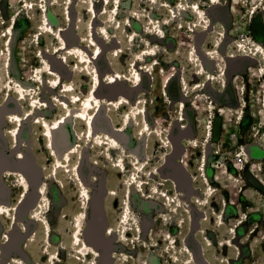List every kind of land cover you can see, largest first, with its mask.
<instances>
[{"label": "rangeland", "instance_id": "rangeland-1", "mask_svg": "<svg viewBox=\"0 0 264 264\" xmlns=\"http://www.w3.org/2000/svg\"><path fill=\"white\" fill-rule=\"evenodd\" d=\"M122 1L0 0V103L10 90L9 88L6 89L8 84L6 81H9L10 72L12 77L23 85H32L30 88L32 94L38 95L40 93L44 86L34 82L37 80V72L42 68L45 70L48 59H52L49 51L55 52V45L58 41L68 42L70 46H75L76 43H79L81 35H84L82 44H87L88 49L92 46L93 50L97 49L104 54L98 63L103 74L111 71L113 67L122 66V68H126L131 56L126 54V37L129 34L125 30L127 27H131L134 17L138 19L145 17L140 15L149 17L157 5L158 17L163 15L158 20V24L160 27L164 23L170 25L165 28L167 39L156 41L149 53L155 55L156 52L162 51L164 54L159 55V58L165 60V64H159V70L162 73L163 68L168 72L175 69L177 72L176 80L167 88V85L163 86L164 74L166 73L164 72L162 75L156 71L153 75H146L145 82L139 89L135 88L132 91L128 89L127 91L125 86L129 87L130 85L129 82H126L124 87L120 86L114 89L108 87L105 93L108 94H106L108 97L114 95L113 98H117L121 93H126L132 102L137 101L140 96L146 97L150 122L153 126L159 125L161 130L157 131L156 126L154 127L156 136L151 139L150 144H146L147 147L142 141V137L139 136L138 144L145 152L143 155L140 150V154L142 157L149 154L146 159L148 161L146 171L148 173L152 170L157 171L163 179L165 173L161 172V168L163 162L171 155L169 148L171 144L170 131L178 123L183 126L191 117L195 127L194 131L202 140L204 133L202 131L197 134V126L199 124L203 126L213 120L217 130L215 129V135L210 142V151L213 155L210 167L218 170L217 188L219 189L214 192V187L209 183V177L206 173V164L203 163L200 168L201 179L203 182L207 180L208 185L203 196L193 194L194 192L191 190L187 192L183 204L186 210H184L185 221L188 218L194 220V216L196 218L199 216L198 212L193 216V209L203 211L202 219L207 220L203 222L200 227L201 232L199 229L198 233L205 231L206 233H202V237L198 236L201 239L199 245L202 249L201 245L204 244V252L212 264H264V38H262V35L264 36V0H125L122 7L117 9ZM96 2L98 7L102 8L94 10ZM108 5L114 8L112 10L106 9ZM71 6L72 17L69 15ZM48 8L50 15L51 13L54 15L52 18L47 12ZM174 9H176V13ZM185 9L190 10L183 19L182 14ZM121 10L124 16L115 19L117 12ZM209 14H211L214 22L212 27H210L211 23H208L209 18L207 16ZM95 16H99L100 22L103 23L102 27L97 25L96 31L101 28L99 31H102V35L108 40L115 36L118 45H120L118 49H112L111 46H103L101 49L100 46L96 47L91 42V27ZM174 18H179V20L172 23L171 20ZM48 19L52 20L50 26L47 23ZM149 22L152 21L149 20ZM139 23L138 32L132 31V27L130 28L132 32L128 39L131 45H133L134 37H140V41H143L147 40L148 32H159L154 25L146 26L141 19L138 21ZM69 27L70 35L65 33ZM110 27H112L111 33L106 35L103 30ZM118 28L119 31L116 30ZM41 36L42 38L39 40ZM226 37L227 40L223 43ZM134 44L139 50L140 42ZM146 44H149L148 40L145 42ZM220 47L227 56L231 54V58L225 59L221 56L217 52ZM43 52L49 53L46 56ZM201 52L215 59V62L206 60L205 63L207 70L216 75L210 77L209 74L204 73V66L198 58ZM119 53L124 56L116 59ZM82 55L84 61L87 62L80 69V72L77 70V73L89 72L90 77L81 79L74 74L69 77L67 73V69L72 68L80 53L71 54V62L62 64L64 72L62 71L60 75L65 82L70 83L74 80L73 85L81 81L86 86L89 84L88 86L97 88L100 84L98 76L96 75L95 78L94 73V68L97 67L90 64L91 62L85 54ZM94 59L97 62L99 58L95 57ZM77 60L82 62L81 59ZM135 61H140L137 56ZM234 61L235 63L232 64ZM138 64L140 67L145 66L144 69L148 68L147 63ZM223 64H225V68H222L224 67ZM43 74H45L46 81L49 80L50 75L55 76V74L48 72ZM130 74L131 78L135 75L134 72ZM184 76H186L187 84ZM61 77L56 79V83H59ZM213 81L215 82L214 85ZM141 82L142 79L138 78L137 83ZM183 83L185 84L184 88L187 89L184 94L181 88ZM165 88L167 89L165 90ZM183 95H188L186 105L183 109L178 110V101ZM169 97L171 100L168 99ZM52 102L55 103L53 98ZM125 105L126 108L130 107L129 104ZM105 107L98 116L99 120H104L110 111ZM114 119L119 120L117 115L114 116ZM10 124L11 127H4V129L8 128L7 133L15 130L14 123L10 122ZM59 125L61 126V124ZM77 128L84 130V125L78 123ZM130 129L136 133L138 126L132 125ZM187 134H191V128ZM207 134H212L211 125L205 129V136H208ZM180 135L182 136V134ZM196 135L192 134L191 139L188 136L184 137V143H188L189 148L193 149L192 152L188 153L194 173H197L201 150L196 148L199 145V138ZM31 136L33 138V135ZM4 145V142L0 140V150L3 149ZM31 145L35 149L39 146L38 142ZM256 145H260L261 148ZM165 148H167V153ZM23 150H20L21 154H23ZM189 156L187 155V158ZM243 157L246 158V161L244 159L242 163L240 158ZM204 161L206 162V159ZM4 164L5 159L3 153L0 152V172L3 170ZM111 166L117 170L114 163L111 162ZM226 168H229V175L225 171ZM187 170L189 169L187 168ZM156 177L153 176L149 181L159 187L164 180L156 181ZM191 178L195 181L198 179L196 175L195 178L191 175ZM165 179H167L165 182L169 180L167 174ZM117 182L121 184V181ZM160 193L167 194L165 189H160ZM222 194L226 197H220ZM227 202L228 208L225 209ZM201 203L206 205L200 206ZM213 205L217 209L213 208L214 214L211 207ZM175 209L179 212L180 208L167 206L164 211H160L159 218L168 225L172 220V211ZM142 213L143 211H140L139 214L142 215ZM133 214L136 216V222L141 223L134 211ZM216 223L221 226H216ZM188 224L187 234L193 235L192 223L189 221ZM2 225L3 219L0 216L1 248L4 237L1 235ZM157 231L167 241L169 250L171 247L180 253L181 247L167 227H160ZM186 245L189 259L198 261L188 242ZM162 249L166 250L162 247L160 248L161 252ZM162 253L165 254V252ZM177 256L176 254L175 257ZM201 256L205 260V257ZM190 260H187L188 264H190ZM205 261L206 264H209L207 259ZM199 262L203 264L200 260ZM0 264H3V253ZM167 264L174 263L170 260Z\"/></svg>", "mask_w": 264, "mask_h": 264}, {"label": "flooded vegetation", "instance_id": "flooded-vegetation-1", "mask_svg": "<svg viewBox=\"0 0 264 264\" xmlns=\"http://www.w3.org/2000/svg\"><path fill=\"white\" fill-rule=\"evenodd\" d=\"M262 38H264L263 35ZM38 95L47 102V106L44 107L45 109L38 113L53 121L61 112L57 104L52 102V91L44 87ZM19 99L20 98L16 94L7 92V96L0 103V140L2 139L1 141L5 144L3 149L0 150L5 159L3 170L0 172V202L9 209L5 213L2 225V235L4 232H7L8 235L2 243L3 264H15L13 262L15 257L22 258L27 264H52L48 256V250L56 252V257H58L56 259V264H83L79 259L74 260L69 250L72 218L75 213L80 211L82 205L81 199L76 191V182L69 171L54 172L53 175H51L52 172H50V170L53 165V159L49 157V150L45 146L46 138L39 127L33 130L31 124L33 122V117L26 118L24 116V112L29 106L25 100L20 101ZM8 113H17L21 118L25 117L22 119L21 126L23 135L22 138L20 134L18 135V141H28L29 145H34L36 142L39 144L38 148L35 149V153L25 148L23 150L24 155L19 161L16 160L17 151L21 150L23 146L16 144V138L14 139V137H8L6 135V130H8V128L4 129V127H11V124L7 120ZM99 114L100 112L97 115L99 116ZM97 115L93 124L99 131L111 132V124L121 123L120 119H114V116H119L118 114H112L111 112L110 115L112 116V120L107 117V115L110 116L109 113L106 114V120H99ZM133 122L134 121H132V123ZM78 123L83 124L81 121L75 122L73 119H68L63 122L56 131L55 141L57 142L56 145L58 150L64 151L77 141L72 135L74 130L76 132L85 131L77 128ZM208 125L212 126V134H207L208 136H205V129ZM197 127V134H200L202 131L204 133L202 140H200L201 138L196 135L194 131L195 127L192 124L191 117L186 124L182 126V124L178 123V125L170 131L171 144L169 148L171 149V157L163 162V167L161 168V172L167 174L169 180L161 182L162 185L159 187L160 189H165L167 193L174 196V199H186L187 192L191 190V179L188 177V174L198 177L195 181L198 191L193 194L204 195L208 181L205 180V182H203L201 179L200 168L203 163L206 164V173L209 177V183L214 187V192L219 189L217 188L219 179L218 170L210 167V162L213 157L210 151V142L217 128L214 126L213 120L207 122L203 126L199 124ZM190 128L191 134H187ZM181 129L185 131L183 136L180 135ZM192 134H195L199 138V145L196 148L201 149L197 173L192 171L190 154L188 153L192 152L193 149L191 150L189 148L188 143H184V137H189ZM31 135H33V138ZM123 137L124 138L121 137L123 140H120L124 142L127 150H137L139 148V141H137L136 133H133L131 129L127 130ZM87 142L82 145L79 153L72 155L71 162H76L79 171L81 170L80 174L82 179L90 189L91 198L88 201V207L85 211L86 223L83 237L86 242L93 244L99 249V264H145L146 262H148V264H167L170 260H172L174 264H186L187 261H185L184 258L189 257L186 245L187 242L190 249L195 252L196 259L198 260H192L190 264H200L199 257L201 258L203 251L200 253L198 252L199 242L201 241L198 236L202 237V233H206V231L198 233L201 227L200 222L203 217V211L194 210V213L198 212L199 214L197 218L194 216V220L198 223L197 228L192 218H188V220L186 219L185 221V213L182 208L179 209V212H177L176 209L172 211V220L166 225L159 218L160 211L165 210L163 199L147 197L150 195L149 186L145 188L147 195L133 191L130 196L131 207L141 221L142 231L136 232V236L133 230L129 231L128 237L132 239L131 243L118 241L116 233L112 235L107 233L110 225L117 229V231L121 228V223H119L118 218L124 206L125 188L117 181H121L123 175L111 166L110 156L106 155L107 151H105L104 147H98L95 146L94 143ZM256 146L261 148L259 147L260 145ZM165 151L167 153V148H165ZM98 152H100L101 155H98ZM111 153L113 154L112 157L117 155L116 151H112ZM187 155L189 156L188 158ZM205 159L206 162L204 161ZM244 159L246 161V158L243 157L242 162ZM17 162L20 164L15 165ZM187 168L189 169L188 171ZM18 169L25 174L29 185L25 186L21 183L19 175L17 176L15 173ZM225 171L227 175H229V168H226ZM160 178L159 174L155 180L159 181ZM86 181H88V183ZM20 183L22 186H20ZM43 183L47 186V195L50 200L48 207L43 209L50 223L51 229L49 231L45 230L43 223L34 217L36 210L39 209L38 211L41 212L42 209L39 208L41 206L39 202V188ZM226 187L228 190V185ZM109 188H116L117 194L114 196L109 195ZM217 194L218 193H216V195ZM223 196L225 195L222 194L220 197ZM98 199L100 204L102 203L100 210L96 207ZM211 207L212 213L214 214L213 208H215V206L213 205ZM227 208L228 202L225 209ZM140 211H143L142 215L139 214ZM181 216H183V218H181ZM189 221L192 223L193 235L187 234L186 229L189 226ZM160 227H167L176 237L177 244L181 247L179 259L173 258V254L169 252L167 241L158 234L157 230ZM133 237L137 238L136 240L138 241L136 243L133 242ZM48 238L50 239V243H48ZM162 247L166 249L164 255L160 252V248ZM123 253H126L129 258L123 263H120L118 259ZM145 258L146 261H144Z\"/></svg>", "mask_w": 264, "mask_h": 264}, {"label": "bare ground", "instance_id": "bare-ground-1", "mask_svg": "<svg viewBox=\"0 0 264 264\" xmlns=\"http://www.w3.org/2000/svg\"><path fill=\"white\" fill-rule=\"evenodd\" d=\"M124 1L125 0H123L121 2V4L118 6L117 9H120L122 7V3ZM101 2H102V0H101ZM98 8H102V7H98V3L96 2L94 5V10H98ZM113 8L114 7L109 6V5L106 7V9H109V10H112ZM189 10L190 9H185V11L182 14L183 19L189 13ZM47 12L49 13V16H51V18H52V16H54V15H52V13L50 15L49 8L47 9ZM122 12H123L122 10L117 12L115 19H119L121 16H124V14H122ZM174 12L176 13V9H174ZM69 15H71V17H72V6L69 9ZM140 16H145L143 18L141 17L140 19L144 21L146 26L147 25H149V26L154 25L155 29L157 28L159 32H155V31L148 32V36H146L147 40L149 41L148 45L147 44L145 45V42L147 40L140 41V39H141L140 37H134V39L132 40L133 45H131L129 43L128 37L130 36L132 31L138 32V29H140V23L138 24V21L140 19H138L137 17L133 18L132 24H131V27L133 30L132 31L130 30L131 27H127L125 30L129 34V36L126 37L127 38V40H126L127 41V43H126V47H127L126 48V51H127L126 54L128 56H131V58L129 60V64L127 65L126 68H122V66L113 67L112 70L110 69L111 71L103 74L100 67L98 66V63L101 60L102 55H104V54L100 53L99 50H97V49L93 50L92 46L90 47V49H88L87 48L88 46H86L87 44L86 45L82 44V42H83L82 38L84 37V35H81L79 43H76L77 45H75V46H70L68 44V42L62 43L61 41H58V43L55 45V49H54L55 52L53 50L49 51L50 53L49 52H47V53L43 52V54H45L46 56L49 53L51 55L52 59L51 60L48 59V63L45 66L46 67L45 70H43L44 68H42L39 72H37L36 77H37L38 81L35 80L34 82L36 84L43 85L45 88H49L52 91L53 101L57 104V106L59 107V111L61 112L60 115H58V117L55 118L53 121L49 120L47 117L42 116L41 114L38 113V112L43 111L45 109L44 107L47 106V102H46V100L40 98L39 95H35V94H32L30 92L32 90V89H30L32 87V85H23L18 80H16L15 78L12 77L11 72H10V75L8 76L9 81H6V83L8 82L6 89L9 88L10 89L9 92L16 94L20 98L19 99L20 101L25 100L26 103L28 104L29 108L24 112L25 113L24 116L26 118L33 117V122L31 123L33 130L36 127H39L42 130V132L46 138L45 146L49 150V152H48L49 157H51L53 159V165H52V168L50 170V172H52L51 175H53L54 172L57 173L59 171H65V172L69 171V173L71 174V176L74 178V180L76 182V189H77L78 195L81 199L82 205H81V210L79 212H77L72 218V230H71V235H70L69 250L71 252V256L74 257L75 259H79L83 264H99V262H98L99 249L96 248L93 244L86 242V240L83 237V231L85 229V223H86L85 211L88 207V201L91 198L90 189H89L88 185H86V183L82 179V176L80 174L81 170L79 171V168L76 165V162H73V163L71 162L72 155L80 152L81 147H82L84 142L88 141V142L94 143L95 146L102 147V148L104 147L105 151H107L106 155L110 156L109 157L110 161L112 163H114L117 170L123 175V179L121 180V185L123 184L125 187L126 201L124 202L123 210L120 213L119 218H118L119 223H121V228L119 231H117V229H115L112 225H110L108 227V232H107L108 234H111V235L113 233H116L118 241L125 242V243L126 242L131 243L132 239H130L128 237L129 231L133 230L135 232V236L137 235L136 232L142 231L141 223L136 222V218H135L136 216H135V214H133V210H132L131 203H130V198H131L130 196H131V193L133 191L141 193L143 195H147L145 188L147 186H149L150 187V192H149L150 195H148L147 197L153 198V199H160V198L163 199V206L165 208L167 206H169V207H176L177 206L178 208H182L183 211L185 210L184 205H183L184 204L183 199H174V197L171 196L169 193L163 195L162 193H160V188L157 185H154L153 183H151V181H149L153 176L156 177V175H158L157 171L152 170L149 173L146 171V167L148 165V161L146 159L148 158L149 154H145L146 156L142 157L140 153L143 151H142L140 145H139L138 151L127 150L126 146L124 145V142H122L120 140V139L124 138L123 136L125 135V132L127 130H129L133 124V126H138V129L136 131L137 141H139V139H140L139 136H141L143 139L142 141L145 143V146L147 147L146 144H150L151 139L154 136H156V131H154V127L156 126L157 131L161 130L159 125L153 126L152 123L150 122L146 97L140 96L137 98V101L132 102L129 99V97L126 95V93L122 94L120 92L121 94L117 98H113L114 95H113V97L112 96L108 97L107 96L108 94L105 93V90L108 87H110L111 89H114V88L120 87V86L124 87L125 86L124 84L126 82L127 83L129 82V85H130L129 87L125 86V88H127L126 89L127 91H128V89L130 91H132V89H135V88L139 89L144 84L145 79H146V75H149V74L153 75L156 71L162 75L164 72L166 73V74H164L163 86L167 85V88H169L172 85L173 81L176 80V77H177L176 73L177 72L175 69L168 72L166 69L163 68L162 73L159 70V64L160 65L165 64V60H160L159 55H163L164 53L162 51L156 52L155 55L149 53V51L153 49V44L156 41L158 42L160 40H166L167 39L165 28L170 24L164 23L160 27V25L158 24V20L160 18H162L163 15H161V17H158L157 5H155V9L150 14L149 17L147 15H140ZM207 17L209 18V21H210V22L208 21V23H211L210 27H212L214 25V22L211 18V14H209ZM174 19L171 20L172 23H175L176 21L179 20V18H174ZM149 20L152 22H149ZM136 21H137V23H136ZM50 22H52V20L50 21V19H48L47 20L48 26L52 25ZM97 25H99V27H102V25H103V23L100 22L99 16H95V18L92 22V27H91L92 39H91V42L94 43V45L96 47L100 46L101 49L103 46H105V47L111 46L112 49H118L120 47V45H118V41L116 40V37L114 36L109 40L106 39L102 35V31H99L101 28H98L99 30L97 29L98 31H96ZM111 28L112 27H110L109 29L103 30V31H105L106 35H110ZM116 30L119 31V28ZM69 31H70V27L65 30V33L70 35ZM199 35H201V34H199ZM41 38H42V36L39 38V40ZM226 40H227V37L223 43H225ZM136 42H140L139 50L136 49V46L134 44ZM217 52L221 56H223L225 59L231 58L230 57L231 54H229L228 56L226 54H224V52L221 50V47ZM73 53H76V54L80 53V56H77L76 62H74L72 68L67 69V73L69 74V77L72 76V74H74L75 76H77L78 78H81V79L84 77H90L89 72L77 73V70H78V72H80V69L87 62V61H84V56L82 55V54H85L88 57L89 62H91L90 64H93V66L95 65L97 67V68H94L95 78L97 75L99 78V81H100V84L97 88H95V87L93 88L92 86L90 87V86H88L89 84L86 86L85 83H82L81 81H78L76 85H73L72 83L74 80L69 83V82H65L62 79V77L60 75V73L63 71L62 66L64 64H67L68 62H71V54H73ZM122 56H124V55H121V53H119L116 56V59L121 58ZM136 56L139 58L140 61H135ZM207 56H208V54H207ZM207 56L201 52V54L198 55V58H199V61L204 66V69H203L204 73H207V74H209L210 77H212L216 74H213L212 72L210 73L209 70H207L205 61L210 60V61L215 62V59L212 58L211 56H208V57ZM95 57L99 58L97 62L94 61ZM233 57L237 58L235 56H233ZM251 58H253V57H251ZM256 58H258V57H256ZM77 59H81V61L83 63L78 62ZM253 59L255 60V58H253ZM134 62H136V63H134ZM138 63H140V64L147 63V67L149 68V70H148V68L144 69L145 66L140 67ZM234 63H235V61L232 64H234ZM58 66H59V68H58ZM223 66L224 67H222V68H225V64H223ZM230 66H229V68H230ZM42 70H43V72H42ZM88 71H89V69H88ZM45 72L55 74V76L50 75L48 78L49 80L45 81V75L43 74ZM133 72L135 73V75L133 78H131L130 73L133 74ZM65 76L68 77V75H65ZM59 77H61V79H60L59 83H56V79H58ZM138 78L142 79L141 83H137ZM184 80L187 84L186 76H184ZM131 82H133V83H131ZM212 83H213V85L215 84L214 81ZM184 86H185V84L183 83V85H181L183 94L186 93L185 91L187 90L184 88ZM167 88H165V90ZM112 93L113 92L111 91V94ZM129 93L131 94V92H129ZM132 96H133V94H132ZM187 96L188 95H183L181 97V99L178 101V110L183 109L184 106L186 105ZM168 99L171 100L170 97ZM125 104H129L130 107L126 108L127 106ZM105 106H109V107L106 108ZM104 107H105V109L110 110V112H108L109 115L112 111L113 114H118L119 115L118 117L121 120L120 124L114 123V124L110 125L111 126V132L99 131V129L97 127H95L93 124V121L96 119V115L99 112L101 113V111ZM124 108H126V109L123 110ZM25 117H23V118H25ZM107 117H109L112 120L111 115L110 116L107 115ZM23 118H21L17 113H8L7 120L9 123L10 122L14 123L13 126L15 127V130L13 132L12 131L10 133L6 132V135L8 137H14V139L15 138L17 139L18 135L20 134V136L22 138L23 131L21 130V126H22V119ZM68 119H73V120H75V122H78V121L83 122L85 131L84 132H82V131L76 132L74 130L72 135L74 136V138L77 139V141L75 143L71 144L64 151H60L57 149V145H56L57 142L55 141V136H56L55 133L59 129V126H60L59 124L62 125V123ZM104 120H106V119H104ZM132 121H135V123L134 122L132 123ZM174 131H175V129H174ZM183 133H185V131H184V129H181L182 136H183ZM190 137L192 138L193 136L191 135V136H189V138ZM16 144H20L21 146H23L21 148V150L27 148L30 152L35 153V148L32 145H29L28 141L24 142L23 140H20V142H19L17 139ZM193 147H195V146H193ZM140 150H141V152H140ZM112 151L117 152V155L115 157L114 156L112 157V155H113L111 153ZM97 154L101 155L100 152H98ZM22 157H23V154H21L20 150H18L16 160L19 161L20 159H22ZM28 157H29V155H28ZM170 157H171V155H170ZM30 158H32V157H30ZM183 163H184V161H183ZM19 164H18V162L15 163V165H19ZM16 175L17 176L19 175L20 181L22 184H24L25 186L29 185L28 179L26 178L25 174L22 171H20L19 169L16 170ZM163 176H164V179H163V177H161L162 179L161 178L160 179L164 180V181L167 180V179H165L166 174H164ZM192 176H193V178H195V175H192ZM188 177L191 179V184H190L191 191L194 193H197L198 190H197V185H196L195 180H192V178L189 174H188ZM86 182L88 183V181H86ZM22 184L20 186H22ZM25 189H26V187H25ZM39 192H40L39 202L41 204V206L39 208H42V209H41V212L38 211L39 209L36 210V212H35L36 214H34V217L43 223L45 230L49 231L51 229L50 223H49L48 218L46 216V212H44V210H43V209H45V207L47 208L49 203H50L49 197L47 195V186L45 183H43L40 186ZM115 194H117L116 189L115 188H109V195L114 196ZM208 203H210V202H208ZM201 205H206V204L201 203L200 206ZM7 210H9L8 207L5 206L2 202H0V216L2 217V219L5 218V213ZM194 215H195V213H194V209H193V216ZM205 220H207V219H202L200 224L202 225ZM197 224L198 223H195V227L198 226ZM23 225H25V224H23ZM216 226L220 227L221 225L219 223H216ZM200 232H201V229H200ZM2 236H4L2 239L5 240L6 237H8L7 232H4ZM133 238H134L133 242L136 243L138 241V240H136L137 238H135V237H133ZM48 240H49L48 243H50L49 238H48ZM112 242H113V240H112ZM201 246H202V249H200V245H199L198 252L200 253L201 251H203V257H205V260L207 259V262L209 264H212V262L209 261L208 258L206 257V254L204 252V250H205L204 244H202ZM162 252L166 253V250L162 249ZM169 252H171L173 254L174 258H177V257H178V259L180 258L177 249L170 247ZM2 253H3V251H2V248L0 247V260L2 258ZM176 254L178 255L177 257H175ZM48 256L50 258V263L55 264L56 259L58 258V257H56V252H51L48 250ZM127 258H129V256L126 253H123L122 256H120V258L118 260L120 263H123L124 261L127 260ZM189 258H190V256L185 257L184 259H185V261H187V259L189 260ZM199 259L203 264H206V261L204 259H202V256H201V258L199 257ZM102 261H103V259H102ZM145 261H146V259H145ZM13 262L15 264H27L20 257H15ZM145 264H148V262H146ZM186 264H188V262Z\"/></svg>", "mask_w": 264, "mask_h": 264}, {"label": "water", "instance_id": "water-1", "mask_svg": "<svg viewBox=\"0 0 264 264\" xmlns=\"http://www.w3.org/2000/svg\"><path fill=\"white\" fill-rule=\"evenodd\" d=\"M96 207H97L99 210H100V208H101V204H100L99 199L97 200Z\"/></svg>", "mask_w": 264, "mask_h": 264}, {"label": "built area", "instance_id": "built-area-1", "mask_svg": "<svg viewBox=\"0 0 264 264\" xmlns=\"http://www.w3.org/2000/svg\"><path fill=\"white\" fill-rule=\"evenodd\" d=\"M240 161L242 162V158H240ZM243 163V162H242Z\"/></svg>", "mask_w": 264, "mask_h": 264}]
</instances>
